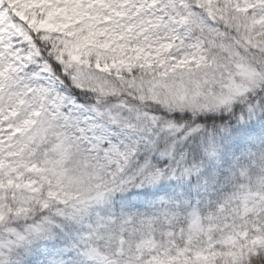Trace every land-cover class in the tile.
<instances>
[{"label":"snow or ice","instance_id":"6c2138e0","mask_svg":"<svg viewBox=\"0 0 264 264\" xmlns=\"http://www.w3.org/2000/svg\"><path fill=\"white\" fill-rule=\"evenodd\" d=\"M0 264H264V0H0Z\"/></svg>","mask_w":264,"mask_h":264}]
</instances>
